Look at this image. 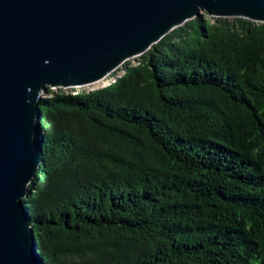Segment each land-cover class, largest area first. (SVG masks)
Wrapping results in <instances>:
<instances>
[{"label":"trees","instance_id":"16d2710c","mask_svg":"<svg viewBox=\"0 0 264 264\" xmlns=\"http://www.w3.org/2000/svg\"><path fill=\"white\" fill-rule=\"evenodd\" d=\"M206 15L40 97V264H264V23Z\"/></svg>","mask_w":264,"mask_h":264},{"label":"water","instance_id":"95a60500","mask_svg":"<svg viewBox=\"0 0 264 264\" xmlns=\"http://www.w3.org/2000/svg\"><path fill=\"white\" fill-rule=\"evenodd\" d=\"M202 12L264 23V0H0V264H40L23 201L39 94L105 79Z\"/></svg>","mask_w":264,"mask_h":264},{"label":"rangeland","instance_id":"374dc122","mask_svg":"<svg viewBox=\"0 0 264 264\" xmlns=\"http://www.w3.org/2000/svg\"><path fill=\"white\" fill-rule=\"evenodd\" d=\"M206 15V13L202 12V14H200L199 16H202V15ZM207 16V15H206ZM208 17V16H207ZM137 58H139V56L137 57H133V58H130L126 61L123 62V64L121 66H123L124 64L126 63H132V64H135L136 63V60ZM120 66V67H121ZM119 67V68H120ZM117 68L116 71L119 69ZM119 74H122V72H119ZM110 82H112V79H110V75H108L105 79L99 81V82H96V83H93V84H89V85H85L83 86V88L86 90V91H92V90H95V89H98V88H101V87H104L106 85H108ZM75 86L73 87H69V88H74ZM64 89H68V88H64ZM56 91L59 90V88L55 89ZM43 93H40L39 96H38V100L37 102H39V99L40 97L42 96Z\"/></svg>","mask_w":264,"mask_h":264}]
</instances>
